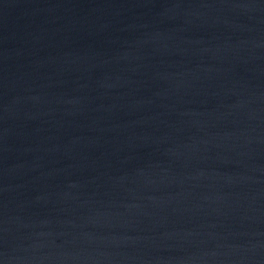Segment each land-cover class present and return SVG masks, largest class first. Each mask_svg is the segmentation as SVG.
Here are the masks:
<instances>
[{
    "label": "water",
    "instance_id": "obj_1",
    "mask_svg": "<svg viewBox=\"0 0 264 264\" xmlns=\"http://www.w3.org/2000/svg\"><path fill=\"white\" fill-rule=\"evenodd\" d=\"M0 264H264V0H0Z\"/></svg>",
    "mask_w": 264,
    "mask_h": 264
}]
</instances>
